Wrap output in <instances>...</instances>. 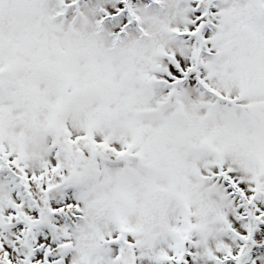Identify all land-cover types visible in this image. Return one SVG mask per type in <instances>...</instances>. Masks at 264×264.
I'll return each mask as SVG.
<instances>
[{"label": "snow or ice", "instance_id": "obj_1", "mask_svg": "<svg viewBox=\"0 0 264 264\" xmlns=\"http://www.w3.org/2000/svg\"><path fill=\"white\" fill-rule=\"evenodd\" d=\"M0 264H264V0H0Z\"/></svg>", "mask_w": 264, "mask_h": 264}]
</instances>
